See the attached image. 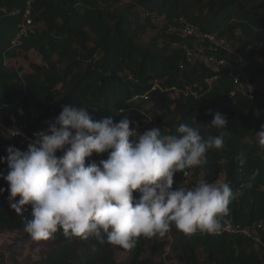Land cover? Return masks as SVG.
<instances>
[{"label": "trees", "instance_id": "obj_1", "mask_svg": "<svg viewBox=\"0 0 264 264\" xmlns=\"http://www.w3.org/2000/svg\"><path fill=\"white\" fill-rule=\"evenodd\" d=\"M26 2L0 0V116L4 122L9 124L12 117L33 135L46 130L63 106L73 104L87 107L94 120L112 117L119 122L127 117L130 128L133 122L146 124L145 130L158 126L162 135L176 134L180 124L198 127L204 136L225 131V147L209 150L205 164L186 170L193 172L194 186L200 179L226 180L234 191H243L229 205L230 214L221 218V224L232 219L247 226L264 219V147L255 134L264 119L254 116L256 109L264 107V96H249L228 77L206 84L209 72L184 62V48L191 41L167 32L179 19L213 34L236 31L246 67L262 71L264 0H32L31 17L42 25L20 35ZM12 10L18 12L9 15ZM156 15L164 18L162 30L158 37L143 42L141 35L154 28ZM18 51H34L41 62L30 64L31 72L21 76L20 70L5 65ZM174 91L178 96L171 98ZM208 110L211 114H206ZM216 112L227 117L224 130L210 125ZM10 146L16 145L0 139L4 175ZM240 157L245 159L243 165ZM101 159H107V153H93L86 164ZM181 175H175L176 182ZM3 189L0 234L18 231L24 239L38 241L24 232V219L10 208L8 187ZM133 195L138 198L139 193ZM24 208V217L31 218V206ZM39 241L55 248L35 264H199L200 253L208 263L264 264V251L247 239L198 232L186 235L175 227L164 237H139L131 250L101 243L93 236H65L62 230ZM114 249L124 250L126 259L117 261ZM146 251L150 258L143 257Z\"/></svg>", "mask_w": 264, "mask_h": 264}, {"label": "clouds", "instance_id": "obj_2", "mask_svg": "<svg viewBox=\"0 0 264 264\" xmlns=\"http://www.w3.org/2000/svg\"><path fill=\"white\" fill-rule=\"evenodd\" d=\"M130 123L127 117L94 120L87 107L65 105L46 130L33 134L26 150L7 148L3 178L24 232L49 240L62 230L65 236H93L131 250L139 237H164L172 227L186 235L221 230V218L243 191L226 180L176 187L174 177L205 164L209 150L223 149L225 131L204 136L198 127L180 124L176 134L162 135L158 126L138 133ZM226 124L219 112L210 121L217 130ZM255 134L264 147V125ZM8 135L23 133L13 128ZM93 153H107V159L86 164ZM25 205L31 206V218L24 217Z\"/></svg>", "mask_w": 264, "mask_h": 264}, {"label": "built area", "instance_id": "obj_3", "mask_svg": "<svg viewBox=\"0 0 264 264\" xmlns=\"http://www.w3.org/2000/svg\"><path fill=\"white\" fill-rule=\"evenodd\" d=\"M31 1L32 0H27L26 2V8L20 23V35L28 32L32 33L42 25L41 23H34L31 17ZM1 12L6 13V10L1 9ZM17 12V10H12L9 15H14ZM161 22H164V18H161ZM167 32L178 38H187L191 41L190 45L184 48V62L188 66H197L207 70L210 77L205 81L206 84L212 85L220 78L228 77L237 85L244 87L249 96H253L257 93L264 96V70L255 71L246 67L243 57L238 51L239 47L236 42V38L239 36L238 32L234 31L233 33L222 35L204 32L183 19H179L175 25L169 26ZM154 89L155 87L152 88V90ZM177 96L178 92L174 91L171 98ZM144 99H148L147 95L144 96ZM254 116L264 119V107L256 109L254 111ZM145 126L146 124L143 125L133 122V128H135L138 133L145 131ZM13 128L20 129L23 135L9 136L8 132ZM0 139L15 144V148L22 149L30 140L34 139V135L28 134L24 126L17 125L14 121L9 124L4 122L3 118L0 116ZM185 171L187 175L182 172L181 177L176 182V186L193 187L195 176L192 171ZM198 233L210 236H239L252 242L255 248H260L264 251V219L247 226H242L232 219H228L227 222L222 224L221 230L216 234ZM200 264L216 263L207 262Z\"/></svg>", "mask_w": 264, "mask_h": 264}, {"label": "rangeland", "instance_id": "obj_4", "mask_svg": "<svg viewBox=\"0 0 264 264\" xmlns=\"http://www.w3.org/2000/svg\"><path fill=\"white\" fill-rule=\"evenodd\" d=\"M161 18L160 15L154 16V28H149L145 34L141 35L143 42L159 36L162 30ZM15 40H18V37ZM40 62V57L34 51L28 53L18 51L14 57L6 59L5 65L12 70H20L19 74L23 76L31 72L30 64H39ZM13 121L15 122L14 118L11 117L10 122ZM4 176L6 175L0 172V188L8 187V182L3 178ZM54 248L55 246L50 242L26 240L23 234L18 231L2 233L0 234V264H35L52 252ZM114 255L117 261H124L127 257L126 252L122 249H114ZM143 257H149V252L146 251ZM153 260L159 261L158 258H153ZM199 262L206 263V257L203 253L199 254Z\"/></svg>", "mask_w": 264, "mask_h": 264}]
</instances>
